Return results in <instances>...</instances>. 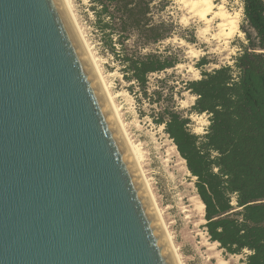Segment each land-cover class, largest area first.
Masks as SVG:
<instances>
[{
  "label": "water",
  "instance_id": "95a60500",
  "mask_svg": "<svg viewBox=\"0 0 264 264\" xmlns=\"http://www.w3.org/2000/svg\"><path fill=\"white\" fill-rule=\"evenodd\" d=\"M0 264H174L61 0H0Z\"/></svg>",
  "mask_w": 264,
  "mask_h": 264
},
{
  "label": "trees",
  "instance_id": "16d2710c",
  "mask_svg": "<svg viewBox=\"0 0 264 264\" xmlns=\"http://www.w3.org/2000/svg\"><path fill=\"white\" fill-rule=\"evenodd\" d=\"M172 2L89 0V10L103 49L133 82L131 93L159 105L154 121L164 124L197 178L211 240L231 254L249 250L245 264H264V0H240L244 39L232 63L206 68L209 61L202 57L201 76L184 86L196 96L190 111L209 115L204 134L188 128L191 118L174 101L161 102L163 87L150 91L151 76L179 62L172 46L149 50L173 34L174 22L160 15Z\"/></svg>",
  "mask_w": 264,
  "mask_h": 264
},
{
  "label": "rangeland",
  "instance_id": "374dc122",
  "mask_svg": "<svg viewBox=\"0 0 264 264\" xmlns=\"http://www.w3.org/2000/svg\"><path fill=\"white\" fill-rule=\"evenodd\" d=\"M215 2L224 3L232 15L238 16L239 28L234 33L220 36L218 22L206 32L205 21L191 13L186 0H173L160 14L164 19L174 22L172 36L149 48L163 50L172 46L169 52L178 53L179 62L174 68L151 76L150 91L158 86L163 87L165 93L161 102L167 104L174 101L177 109L191 118L188 128L196 134L205 133L209 115L190 111L196 96L185 89L187 80L201 76L197 63L202 57L209 61L206 68L232 63L231 57L238 50V42L244 39V33L240 29L243 15L240 0ZM66 6L77 31L82 30L98 58L120 108L126 131L134 145H138L140 164L149 180L153 200L161 211L182 264H245L244 259L249 250L231 254L219 242L211 240L205 227V212H202L199 204L201 198L196 187L197 178L188 169L186 160L166 132L164 124L154 121V117L160 113L159 105L151 104L140 92L137 95L131 93L129 86L133 82L124 78L121 65L111 53L103 49L92 23L89 0H68ZM158 78L163 80L157 81ZM134 89L138 91L137 86ZM137 96L141 99L138 100Z\"/></svg>",
  "mask_w": 264,
  "mask_h": 264
},
{
  "label": "bare ground",
  "instance_id": "6f19581e",
  "mask_svg": "<svg viewBox=\"0 0 264 264\" xmlns=\"http://www.w3.org/2000/svg\"><path fill=\"white\" fill-rule=\"evenodd\" d=\"M66 1L68 0H61L64 9L70 19L74 32L77 35L79 43L82 46L83 52L85 53V59L93 77L95 78V82L99 89V92L104 100L107 110L111 116V119L115 125V128L119 134V137L124 145V148L129 156V159L133 165V168L145 193V196L150 204L154 217L157 221L162 236L173 259V262L174 264H182L179 254H177L173 245L172 237L167 231V227L165 225V222L163 221L161 211L156 206L153 200L154 198L150 189L149 180L145 176V173L141 167L142 165L140 164L141 153L138 148V145H134V143L131 141L126 131L125 124L122 120L120 108L115 102V95H113V93L111 92L110 85L107 82L104 73L100 67L99 60L93 53L91 45L87 41L82 30L79 28L81 32L77 31L75 23L66 6ZM186 3L190 7L192 14L205 21L207 26L205 29L206 32L211 30L210 28L213 27L216 22H218V34L220 36H229L239 28L238 16L232 15L231 12L227 10V7L224 5V3H216L215 0H186ZM199 204L200 208L202 209V212L204 213L205 204L201 199H199Z\"/></svg>",
  "mask_w": 264,
  "mask_h": 264
}]
</instances>
